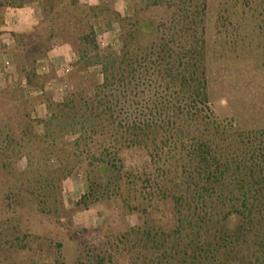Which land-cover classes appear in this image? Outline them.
<instances>
[{"label":"trees","instance_id":"1","mask_svg":"<svg viewBox=\"0 0 264 264\" xmlns=\"http://www.w3.org/2000/svg\"><path fill=\"white\" fill-rule=\"evenodd\" d=\"M218 1L223 27L234 33L253 20L264 30V0ZM0 2L2 10L35 2L44 9L34 31L17 36L15 51L17 71L30 90L42 92L34 98L50 110L43 136L34 133L24 91L0 89V103H9L0 127V170L13 179L17 208L24 210L29 200L74 229L71 213L57 204L56 189L83 167L90 188L77 205L113 202L139 220L146 217L73 264H264V130L244 131L212 109L211 0H155L154 8L168 17L155 23L144 20L141 9L124 17L106 5L82 6L80 0ZM110 19L121 27L120 53L101 51L96 44V23ZM148 27L155 31L149 44ZM58 42L70 45L78 57L72 82L96 65L103 76L91 93L77 89L62 103L44 92L36 68ZM123 110L129 113L122 116ZM126 153L140 159L131 163ZM22 155L28 162L20 173L15 165ZM97 174L110 176L102 182ZM163 203L172 206L168 224L150 218ZM7 223L0 222L5 264L22 256L29 264L45 257L48 264H68L61 252L53 254L51 243L45 255L41 238L19 223Z\"/></svg>","mask_w":264,"mask_h":264},{"label":"rangeland","instance_id":"2","mask_svg":"<svg viewBox=\"0 0 264 264\" xmlns=\"http://www.w3.org/2000/svg\"><path fill=\"white\" fill-rule=\"evenodd\" d=\"M155 0H80L82 6L97 7L106 5L112 12L121 14L124 17H132L137 9L142 10L144 20L158 22L167 20L165 12L154 8ZM218 0H211L209 9V23L207 29V73L209 80V93L211 106L215 114L235 123L244 131L264 130V30L259 29L253 20L247 22L246 26L238 32H234L227 27H223V15L218 8ZM1 4V2H0ZM0 11H2L0 6ZM112 17V13H107ZM104 25L108 29H104ZM115 25V26H114ZM107 35H104V32ZM96 44L101 51L109 48L117 53L121 52V42L119 40L121 27L111 21H100L95 25ZM155 31L148 27L144 33L147 44L151 43L155 37ZM100 40L105 46H100ZM39 59L37 60V62ZM36 68L38 66L36 65ZM58 70V69H57ZM54 68L49 74L38 75L44 82V92L51 96L56 103H62L73 94L75 90L91 93L93 86L103 82L102 67L94 66L87 72L80 75V78L72 82L70 76H63L57 73ZM74 70V67H73ZM18 73H16L17 76ZM9 74L2 72L3 81H8ZM20 78V76H18ZM18 78V80H19ZM56 81L58 84L67 85V90L61 95L55 93L54 89H46L49 82ZM16 87L7 89H21L25 93L26 99L31 102V116L33 120L34 133L43 136L44 120L50 116L48 105L35 99L42 92L30 90L21 79ZM6 89V90H7ZM35 97V98H34ZM34 98V99H33ZM9 104V103H7ZM0 103V127L5 125V114L9 105ZM143 105L134 107L141 109ZM129 113L123 110L122 116ZM4 138V133L0 132V141ZM75 137H70L73 140ZM125 158L131 163L139 160L133 153H126ZM27 157L22 155L16 163L18 172H23L27 167ZM80 175V176H79ZM100 181L109 179V174H97ZM90 183L87 181V174L83 167H78L73 174L64 180L56 193L58 194L57 204H63L64 208L71 213L74 229L66 225V220L62 219L61 224L44 213H42L34 203L25 201V209L19 210L16 204V193L13 192V179L9 177L7 171L0 170V222L12 221L14 225L21 224L28 229L31 234L42 239L45 243L44 253L49 255L48 244L51 243L53 254L59 256L61 260L68 264H73L82 253L88 249L96 250L102 247L109 237L118 236L129 228L143 224L145 216L139 220L137 214H131L120 204L109 202H99L85 208L84 205H77L82 198L89 193ZM172 206L170 203L158 205L157 211L151 214L156 223L163 219L165 224L170 223ZM149 221V220H148ZM8 224V223H7ZM74 231H77L74 233ZM75 235V236H74ZM74 236L75 241H71ZM58 244H61V248ZM5 255H0V264H5ZM40 264H48L45 258L40 259ZM123 262V261H122ZM26 256L17 257L15 264H29Z\"/></svg>","mask_w":264,"mask_h":264},{"label":"crops","instance_id":"3","mask_svg":"<svg viewBox=\"0 0 264 264\" xmlns=\"http://www.w3.org/2000/svg\"><path fill=\"white\" fill-rule=\"evenodd\" d=\"M44 18V9L40 2L28 4L22 8L7 7L0 11V89L16 87L18 81L27 83L21 73L17 71V59L15 51L18 45L17 36L31 34L39 22ZM115 26V25H114ZM104 29L108 26L104 25ZM107 35V32H104ZM78 57L73 48L63 42L55 43L48 54L39 58L37 62V73L39 75L49 74L50 69L57 70L58 75L64 74V69L73 67ZM3 74H9L8 81H3ZM70 72V73H71ZM16 73L17 76H16ZM20 76V78L18 77ZM19 78V80H18Z\"/></svg>","mask_w":264,"mask_h":264},{"label":"built area","instance_id":"4","mask_svg":"<svg viewBox=\"0 0 264 264\" xmlns=\"http://www.w3.org/2000/svg\"><path fill=\"white\" fill-rule=\"evenodd\" d=\"M87 1V0H84ZM91 0H88V3ZM100 46H105V43L103 41L100 40ZM71 72L70 68H66L64 69V74L68 75ZM55 87V93L57 94H63L66 90H67V85L65 84H58L56 81H51L47 84L46 89H54ZM80 176V175H79Z\"/></svg>","mask_w":264,"mask_h":264}]
</instances>
